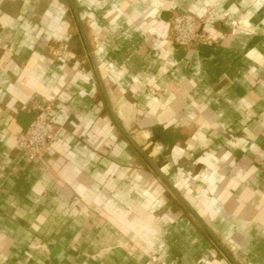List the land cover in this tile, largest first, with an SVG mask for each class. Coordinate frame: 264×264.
<instances>
[{"label": "crops", "instance_id": "1", "mask_svg": "<svg viewBox=\"0 0 264 264\" xmlns=\"http://www.w3.org/2000/svg\"><path fill=\"white\" fill-rule=\"evenodd\" d=\"M263 158L264 0H0V264H264Z\"/></svg>", "mask_w": 264, "mask_h": 264}, {"label": "built area", "instance_id": "2", "mask_svg": "<svg viewBox=\"0 0 264 264\" xmlns=\"http://www.w3.org/2000/svg\"><path fill=\"white\" fill-rule=\"evenodd\" d=\"M172 39L180 46L212 44L215 42L200 27L199 18L188 12H178L170 23ZM53 105L37 106L36 114L25 132L17 137L18 146L32 160H42L48 148L59 139L62 126L53 119ZM264 164V158H263Z\"/></svg>", "mask_w": 264, "mask_h": 264}, {"label": "water", "instance_id": "3", "mask_svg": "<svg viewBox=\"0 0 264 264\" xmlns=\"http://www.w3.org/2000/svg\"><path fill=\"white\" fill-rule=\"evenodd\" d=\"M35 114H36V111L33 109L21 110L18 113L17 119H18L20 126L22 127L23 132L27 130Z\"/></svg>", "mask_w": 264, "mask_h": 264}]
</instances>
